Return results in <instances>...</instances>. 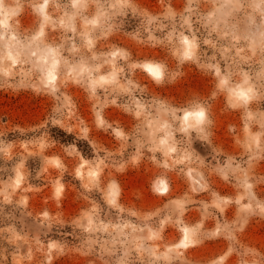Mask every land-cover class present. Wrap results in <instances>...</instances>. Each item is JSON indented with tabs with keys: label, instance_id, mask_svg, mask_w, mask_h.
I'll list each match as a JSON object with an SVG mask.
<instances>
[{
	"label": "rangeland",
	"instance_id": "1",
	"mask_svg": "<svg viewBox=\"0 0 264 264\" xmlns=\"http://www.w3.org/2000/svg\"><path fill=\"white\" fill-rule=\"evenodd\" d=\"M0 264H264V0H0Z\"/></svg>",
	"mask_w": 264,
	"mask_h": 264
},
{
	"label": "snow or ice",
	"instance_id": "2",
	"mask_svg": "<svg viewBox=\"0 0 264 264\" xmlns=\"http://www.w3.org/2000/svg\"><path fill=\"white\" fill-rule=\"evenodd\" d=\"M155 77H159L160 73L156 71L155 69L149 68L148 69ZM197 116L203 117V112L196 113Z\"/></svg>",
	"mask_w": 264,
	"mask_h": 264
},
{
	"label": "bare ground",
	"instance_id": "3",
	"mask_svg": "<svg viewBox=\"0 0 264 264\" xmlns=\"http://www.w3.org/2000/svg\"><path fill=\"white\" fill-rule=\"evenodd\" d=\"M191 115H192V112H191Z\"/></svg>",
	"mask_w": 264,
	"mask_h": 264
}]
</instances>
